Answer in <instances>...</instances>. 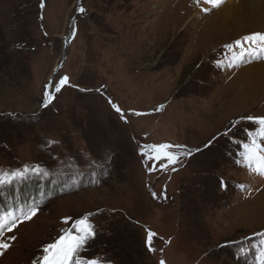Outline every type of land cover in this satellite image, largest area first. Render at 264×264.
I'll return each mask as SVG.
<instances>
[{
  "label": "rangeland",
  "instance_id": "rangeland-1",
  "mask_svg": "<svg viewBox=\"0 0 264 264\" xmlns=\"http://www.w3.org/2000/svg\"><path fill=\"white\" fill-rule=\"evenodd\" d=\"M226 1L0 0V171L30 170L0 184L15 225L0 264H42L84 217L80 257L100 264H264V175L245 147L264 150L248 119L264 117V53L236 46L264 22L205 30ZM165 143L183 146L166 170L142 155ZM45 180L60 190L43 197Z\"/></svg>",
  "mask_w": 264,
  "mask_h": 264
},
{
  "label": "snow or ice",
  "instance_id": "snow-or-ice-1",
  "mask_svg": "<svg viewBox=\"0 0 264 264\" xmlns=\"http://www.w3.org/2000/svg\"><path fill=\"white\" fill-rule=\"evenodd\" d=\"M204 3L210 4L212 7H218L221 3V0H204ZM44 5L41 4V7ZM80 12H84L85 9L80 7L78 9ZM207 11L208 9H204ZM244 41L248 42L250 45H255L254 47H249L244 49L241 41H236V46L241 48V55H244L246 52L252 55H260L264 53V34L256 33L251 36H246L243 38ZM231 47V46H229ZM68 77H63L59 80L58 83L50 84L46 86V91L44 94V106L52 102L54 99V93L48 89L54 88L56 93L61 91V88L67 84ZM117 112H120V109L113 105ZM139 115V113H137ZM249 120H255L256 123L260 125L259 135L264 137V117L254 118L248 117ZM182 148L180 145H170V144H159V145H145L144 148L147 151L142 149V155H145L147 159L158 161L159 167L167 169L168 165H174L178 162L180 153H174L170 151L172 148ZM248 149V155L246 159L256 160V166L254 171L258 174L264 175V150L261 149L260 145L256 143L255 139L252 141V144L245 146ZM190 155L191 153H186ZM156 165H153L155 168ZM174 170V169H173ZM30 170L25 167L22 171L17 170L11 173L0 171V184L8 183L11 180L23 178L26 173ZM32 171H39V169H33ZM35 209H32L29 213L26 214L25 219H30L31 216L35 215ZM10 217V214H9ZM9 217H5L3 222L0 223V227L7 226L9 231H12L13 224L8 223ZM67 223V219L65 220ZM75 232V234H73ZM155 233L149 231L147 233L146 244L150 251H153L152 242L155 237ZM95 236V230L92 224L88 222V218L84 217L81 220H77L72 228L65 231L64 235L60 236L55 242L48 244L44 249V256L42 264H100L98 259H84L80 257V252L84 250L85 245L88 244L89 240L93 239ZM15 239V237H12ZM10 246L0 241V255L4 253ZM161 264H165L164 261H161Z\"/></svg>",
  "mask_w": 264,
  "mask_h": 264
},
{
  "label": "bare ground",
  "instance_id": "bare-ground-1",
  "mask_svg": "<svg viewBox=\"0 0 264 264\" xmlns=\"http://www.w3.org/2000/svg\"><path fill=\"white\" fill-rule=\"evenodd\" d=\"M216 12L217 13L209 19V22L206 23L204 27L205 30L208 31L209 28L213 29L215 27L214 25H218V23L226 24L230 20L232 21L236 18H240V23H244L251 27H260L264 22V0H227ZM234 16L236 17L234 18Z\"/></svg>",
  "mask_w": 264,
  "mask_h": 264
},
{
  "label": "trees",
  "instance_id": "trees-1",
  "mask_svg": "<svg viewBox=\"0 0 264 264\" xmlns=\"http://www.w3.org/2000/svg\"><path fill=\"white\" fill-rule=\"evenodd\" d=\"M34 182H36V181H34ZM34 182L32 180H30L28 185H26L27 182L20 184V190H21L20 191L21 196L19 195L20 198H25V196L22 197L23 195H26V197H28V195L35 197V192L38 190V188L36 187L37 183H34ZM3 189H8L5 192V193H7L8 191L10 192L14 188H12L11 186H6ZM56 190H60V185L58 182H49V180H45L44 183L42 184L43 197L45 194H52V193H54V191L56 192ZM0 197H1L0 198V208H1L2 204L5 203V197H4L3 193H1V192H0ZM39 199L41 200L42 197H39Z\"/></svg>",
  "mask_w": 264,
  "mask_h": 264
},
{
  "label": "water",
  "instance_id": "water-1",
  "mask_svg": "<svg viewBox=\"0 0 264 264\" xmlns=\"http://www.w3.org/2000/svg\"><path fill=\"white\" fill-rule=\"evenodd\" d=\"M70 27L72 26V22L70 21ZM68 39H69V34L68 35H66V40L68 41Z\"/></svg>",
  "mask_w": 264,
  "mask_h": 264
}]
</instances>
